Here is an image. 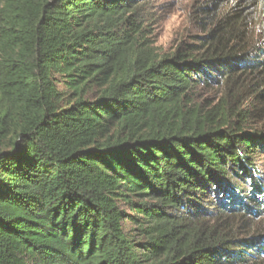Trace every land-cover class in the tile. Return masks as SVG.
<instances>
[{
    "label": "trees",
    "instance_id": "obj_1",
    "mask_svg": "<svg viewBox=\"0 0 264 264\" xmlns=\"http://www.w3.org/2000/svg\"><path fill=\"white\" fill-rule=\"evenodd\" d=\"M159 1L0 0V264H264V0L174 53ZM240 76L263 108L194 100Z\"/></svg>",
    "mask_w": 264,
    "mask_h": 264
},
{
    "label": "rangeland",
    "instance_id": "obj_2",
    "mask_svg": "<svg viewBox=\"0 0 264 264\" xmlns=\"http://www.w3.org/2000/svg\"><path fill=\"white\" fill-rule=\"evenodd\" d=\"M244 1L223 0L220 3V10L243 6ZM209 3L210 0H160L149 5L145 10V36L151 48L160 53H174L186 44H196V39L205 36L211 29L207 24L209 20L201 11L202 8L209 6ZM259 82H263V77L240 76L229 85H213L207 90L197 92L194 100L207 108H212L221 102L236 101L242 103L243 108L253 112L255 109L263 108L261 104L256 105L257 101L254 100L259 94L254 93ZM255 114L252 122L246 125V131L264 137V108ZM259 225L260 230L264 231V221ZM130 228L132 227H127L128 230Z\"/></svg>",
    "mask_w": 264,
    "mask_h": 264
}]
</instances>
